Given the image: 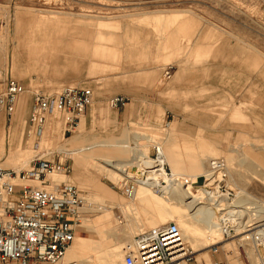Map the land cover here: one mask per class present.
Listing matches in <instances>:
<instances>
[{
	"label": "rangeland",
	"instance_id": "rangeland-1",
	"mask_svg": "<svg viewBox=\"0 0 264 264\" xmlns=\"http://www.w3.org/2000/svg\"><path fill=\"white\" fill-rule=\"evenodd\" d=\"M17 17L24 22L15 35ZM53 17L67 20L65 36H56L59 28L35 27L31 22ZM41 31L51 33L46 48L61 59L78 58L62 53V46L86 47L89 55L80 59L79 72L53 74L50 66L30 62V35ZM96 49L99 53L94 56ZM6 79L15 80L20 93L12 116L0 117V168L14 171L6 157L17 149L30 150L17 164L21 170L35 159L69 165L67 178L61 173L47 178L51 184H60L58 180L64 178L86 197L89 204L81 224L95 223L106 207H111L107 209L111 212L110 228L95 225L89 236L100 247L89 251L79 264H124L125 246L141 231L135 223L145 221L142 214H132L111 201L133 203L114 187L122 178L112 182L93 169L103 164L99 160L108 158L94 151L111 148L95 147L92 156L81 157L77 165L75 156L59 149L123 143L127 146L123 149L125 160L138 152L154 160L157 151L152 145L156 143L161 152L170 146L186 165L192 154H203L200 169L205 171L210 160L222 158L234 201L238 189L248 195L246 201L234 203L243 212L242 219L248 220L254 201L264 202V0H0V82ZM65 87L93 92L92 104L75 133L63 137L55 117L40 135L29 133L34 94L53 96ZM115 96L129 103L124 111L108 107V99ZM132 142L137 146L127 145ZM165 171L172 175L168 164ZM200 184L198 179L194 194ZM148 194L162 205L166 222L178 224L183 238L194 234L202 241L201 247L207 243L193 255L192 264H211L222 257L214 248L230 241L224 242L220 235L206 240L217 227L215 211L206 206L214 221L205 224L191 218L192 209L178 201L168 204ZM78 227L74 242L79 237ZM132 227L136 230L129 231ZM241 255L246 256L244 260L239 259ZM227 257L229 264H255L247 248Z\"/></svg>",
	"mask_w": 264,
	"mask_h": 264
},
{
	"label": "built area",
	"instance_id": "built-area-1",
	"mask_svg": "<svg viewBox=\"0 0 264 264\" xmlns=\"http://www.w3.org/2000/svg\"><path fill=\"white\" fill-rule=\"evenodd\" d=\"M19 93L20 86L15 80L0 82V117L12 116ZM92 101L93 92L88 88L65 87L53 96L34 94L29 133L40 135L50 118L55 117L63 137L72 135ZM126 104V99L120 96L107 101L112 110L123 109ZM152 146H155L158 157L160 145L155 143ZM161 167L168 175L165 165ZM153 169L155 172L159 167L154 166ZM70 171L67 164L41 159L31 161L26 170L18 172L0 168V264H79L64 259L89 202L76 187L65 182L51 184L47 179L54 173L67 177ZM148 171L151 170L137 169L139 175L124 176L114 187L122 196L131 199L140 180H146ZM199 179L201 184L195 191L199 194V205H216L218 233L224 242L230 241L214 248V253L222 257L211 264H229L227 256H234L236 251L242 252L244 248L251 250L255 264H264V220L245 222L238 214L240 210L234 205L235 195L226 162L222 158L210 160L206 173ZM189 184L196 186V183ZM185 187H188L187 182ZM227 245L229 247L226 248ZM193 255L177 224L170 222L135 237L132 245L124 249L123 263L192 264ZM244 257L241 255L239 259L244 260Z\"/></svg>",
	"mask_w": 264,
	"mask_h": 264
},
{
	"label": "crops",
	"instance_id": "crops-1",
	"mask_svg": "<svg viewBox=\"0 0 264 264\" xmlns=\"http://www.w3.org/2000/svg\"><path fill=\"white\" fill-rule=\"evenodd\" d=\"M23 20L20 17H17L16 19V27H15V35L19 34V30H20V26L23 25ZM33 24L35 25V27H44V26H48L49 28L51 27H56L59 28V32H57L56 36L57 37H63L66 34V29H67V20L66 19H62L59 17H53L51 19H41L39 21H35V19H32ZM71 37H74L73 32L70 34ZM30 44H29V55H28V59L30 60V62L38 64L41 63L44 66H50L52 73L53 74H62V73H77L79 72V66L82 64L81 60L83 57L88 56V52L86 47H83L81 45H66V47L62 46L64 51L61 50L62 53L64 54H69V55H73L75 57H78L76 59L72 58V59H67V58H59L55 52L52 51H48L46 46L49 44V42L52 39V35L51 33H48L47 31H41L38 34H31L30 35ZM99 49V48H97ZM97 49L94 51L93 55L97 56L99 52H97ZM56 50V49H55ZM101 50L102 54H104V50L103 49H99ZM100 57H104L103 55H100ZM80 60V61H79ZM129 105V103L125 106V108H123L122 110L124 111L127 106ZM81 121L79 120L78 122V126L79 123ZM77 126V127H78ZM147 141H149L147 139ZM151 142V141H149ZM136 145L135 143H128L127 145ZM95 147H101V148H111L109 151H94L95 154L100 156H107L108 158L105 159H96L101 161L103 164L100 165V167L98 166H93V169H97V171L102 174L103 177H105L106 179H108L109 181L112 182H118L120 180V178H122V173L121 171L123 169H127L128 167H131L132 164L134 163L135 160H137L138 158H144L143 155L144 153H140L138 152L137 155H135L133 158L129 159V160H125L124 159V152L123 149L126 148L127 146H125L123 143L122 144H118L115 146H89V147H84V148H79L73 151H68L65 149H59L58 151L61 153H69L72 156H75L76 158V165L78 164V160L83 157H90L92 156L91 154V149L95 148ZM163 147V146H162ZM2 148V146H1ZM163 150V155L165 157V160L170 168V170L172 171V174H174L176 177H184L185 179L194 181L200 178L201 175L204 174L205 170L200 169L202 167V161H203V157L204 155H197V154H192L190 156V160L188 162V164H183V162H181L178 158V155L174 152V150H172V148L170 146H165L164 148H162ZM90 152V153H87ZM30 153V150L27 151H23L22 149H17L15 151L14 155H9L8 157H6V159L11 160L10 162L12 163L13 167L15 170H20L22 169V167L17 166V164L22 161L24 159V157H27ZM99 153V154H98ZM110 156V157H109ZM132 163V164H131ZM127 164V165H126ZM104 165V166H103ZM114 167V168H113ZM180 172H184V174H181ZM64 178H61L58 181L61 182H66V180H63ZM53 182V181H52ZM59 183V182H58ZM82 189H86V186L82 185ZM100 191H102V189L99 187ZM238 193H240V195H243L245 197H247L248 195L244 192V191H240L238 189ZM154 196V195H153ZM94 198H101L99 196H92ZM172 197V198H171ZM157 198H162L164 200V202L166 203H170L171 201H178L175 197L170 196L169 198H164V197H158ZM112 202H114L116 205L122 206L121 209H125L130 210L132 212V214H142V216L144 217V223L142 221H138L135 224L138 225L137 228H139V230H146L144 227L147 226L149 227V229H154L157 227H160L162 225L167 224L168 222L171 221H167L165 220L164 217H162V212H161V207L162 205H157L153 199H151L149 197L148 191L144 188H140L138 191V195L136 200L133 201V203H127V204H121V203H116L115 200H111ZM179 202V201H178ZM262 202V201H261ZM180 203V202H179ZM264 203V202H263ZM181 204V203H180ZM109 209H111V207H106V209L103 211L102 216L99 217L98 221H96L95 223L91 222V221H85L83 224H81V226L78 227V238H76V241L74 242L73 246L70 247L67 250L66 253V260L69 261H81L86 260V255L89 253V251L93 250L95 251V249H98L100 247V243L99 242H94L91 241V239L89 238L90 233H92V231H94L95 225L98 226H102V228H110L111 223V212L108 211ZM120 209V208H119ZM140 210V211H139ZM139 223V224H138ZM130 230H136V228H130ZM75 240V239H74ZM211 245V244H209ZM207 246V243H206ZM190 247V246H189ZM192 248V246L190 247ZM204 248V247H202ZM201 249H197L194 250L195 252H197V254H199V252H201ZM204 257L206 258H210L208 257V253H205ZM240 264V263H238Z\"/></svg>",
	"mask_w": 264,
	"mask_h": 264
},
{
	"label": "bare ground",
	"instance_id": "bare-ground-1",
	"mask_svg": "<svg viewBox=\"0 0 264 264\" xmlns=\"http://www.w3.org/2000/svg\"><path fill=\"white\" fill-rule=\"evenodd\" d=\"M158 154H159L158 157L154 161H151V159H148L146 156L143 155L144 158H138L137 160L134 161L133 164L131 163L132 164L131 167H128L127 169L125 168L121 171L123 177L124 176L125 177H128V176H132V177L134 176L135 177V175L136 176L139 175V172L134 174L137 169H139V170L140 169H142V170L150 169L151 170V171H148L149 173L147 174L148 176H147L146 180H144V179L140 180V184H139V187L137 188L136 194L134 195L133 198H131V200L132 201L136 200L137 195H138V191L140 188H144L147 191L151 192V194L158 196V197L169 198L170 196H173L184 206V208L189 209V211L192 209L190 211V214H189V216L191 218L192 217L198 218L201 222H204L205 224L213 225V221H214L213 216L211 213H209L211 211H207V210L211 209V210L215 211L214 207H216V205L210 207L209 205L203 206V205H197L198 203L195 204V202H197L199 199V194L193 193L192 190H194L196 188L194 186H190L189 183L192 182V185H194V183L197 184L198 179L191 181V180L185 179L184 177H176L174 174H172L170 176L165 175L164 169L161 166L166 165L167 162L165 160L163 152L160 151V148H158ZM155 162H157V163L154 164ZM154 166L159 167V169H157V171H155V172L153 171V170H155V169H153ZM14 171H19V170L14 169ZM205 173H206V171L204 172V174ZM57 177H58V175H57ZM59 177H61V176H59ZM123 177L121 180L124 179ZM51 178H52V176H51ZM64 178H67V177H64ZM47 179H49V178H47ZM186 182H187L188 187H185ZM190 199H191V201H189ZM245 199H246L245 196L240 195V193H237V200H235V203L236 204L242 203V202L246 201ZM206 206L209 207L210 209L207 208ZM253 206L254 207L252 208V214H249V215L247 214L248 216L246 219H248V222H251V221L260 222V221L264 220V203L261 201L255 203V201H254ZM238 208H239V206H238ZM215 214H216V212H215ZM238 214L241 217L243 215V212L239 211ZM216 218H217V216H215V219ZM171 222H174V221H171ZM168 223H170V222H168ZM216 224H218L217 219H216ZM177 226H178V224H177ZM179 229H180V227H179ZM143 231H146V230H141L135 237L140 235L141 232H143ZM193 235L189 234L186 238H184V239H186V241L188 240L190 242V244H192L191 245L192 248H190L186 242H185V244L189 247L192 254H197V252H195L194 250H197V249L199 250L202 247H206V245L201 247L200 246L201 240L199 238H197L196 236H193ZM215 235H219L217 227H216L215 231H213L212 233H209L207 235L206 240L212 241L213 237ZM132 242L129 245H126L125 248L132 245ZM198 242H199V245H196ZM210 244H215V243H210ZM192 249H194V250H192ZM65 257H66V255H65Z\"/></svg>",
	"mask_w": 264,
	"mask_h": 264
}]
</instances>
